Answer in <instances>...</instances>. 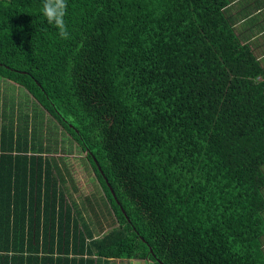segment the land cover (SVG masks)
I'll return each instance as SVG.
<instances>
[{
	"label": "trees",
	"instance_id": "obj_1",
	"mask_svg": "<svg viewBox=\"0 0 264 264\" xmlns=\"http://www.w3.org/2000/svg\"><path fill=\"white\" fill-rule=\"evenodd\" d=\"M230 1L68 0L65 40L0 0V264H264V68Z\"/></svg>",
	"mask_w": 264,
	"mask_h": 264
},
{
	"label": "crops",
	"instance_id": "obj_2",
	"mask_svg": "<svg viewBox=\"0 0 264 264\" xmlns=\"http://www.w3.org/2000/svg\"><path fill=\"white\" fill-rule=\"evenodd\" d=\"M228 5L240 41L251 46L264 68V0H231Z\"/></svg>",
	"mask_w": 264,
	"mask_h": 264
},
{
	"label": "rangeland",
	"instance_id": "obj_3",
	"mask_svg": "<svg viewBox=\"0 0 264 264\" xmlns=\"http://www.w3.org/2000/svg\"><path fill=\"white\" fill-rule=\"evenodd\" d=\"M12 84L13 83H11L10 86H12ZM18 90H21V89H18ZM52 155H54L57 158H59L58 156L66 157V159H67L66 161L68 162L67 164H68L69 170L71 172V176L73 178V179H71V180H73L72 183L68 182L69 184H65V188H69V191L66 194L67 197L69 199H71V197H72L71 200H74L75 203L80 204L81 206L85 205L84 202H83L84 198L87 195H90L91 193L95 192L96 189L93 186V184L89 180H87L83 176V174L81 173L82 165L80 164V161H78L79 160V155H76V153L69 154V155L68 154L64 155V154L59 153V152L55 153V154H52ZM48 156H50V155H48ZM76 158H78V160H76ZM72 184L76 187V189H77L76 192L71 190ZM96 194H97V192H96ZM90 213H91L90 211L83 210V214L82 215H84L87 220H89V217H90L91 221H93V216ZM100 217L102 219V216H100ZM120 262L121 261H113V263H111V264H120Z\"/></svg>",
	"mask_w": 264,
	"mask_h": 264
},
{
	"label": "clouds",
	"instance_id": "obj_4",
	"mask_svg": "<svg viewBox=\"0 0 264 264\" xmlns=\"http://www.w3.org/2000/svg\"><path fill=\"white\" fill-rule=\"evenodd\" d=\"M67 12L68 0H42L41 14L57 28L59 37L65 40L71 36L65 21Z\"/></svg>",
	"mask_w": 264,
	"mask_h": 264
},
{
	"label": "flooded vegetation",
	"instance_id": "obj_5",
	"mask_svg": "<svg viewBox=\"0 0 264 264\" xmlns=\"http://www.w3.org/2000/svg\"><path fill=\"white\" fill-rule=\"evenodd\" d=\"M81 173H82V171H81ZM83 176L86 177L84 174H83ZM87 180H88V179H87Z\"/></svg>",
	"mask_w": 264,
	"mask_h": 264
}]
</instances>
